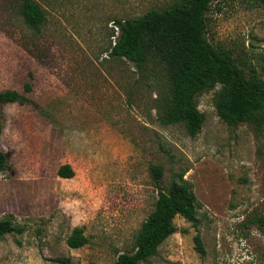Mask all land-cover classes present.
Instances as JSON below:
<instances>
[{
	"label": "rangeland",
	"instance_id": "374dc122",
	"mask_svg": "<svg viewBox=\"0 0 264 264\" xmlns=\"http://www.w3.org/2000/svg\"><path fill=\"white\" fill-rule=\"evenodd\" d=\"M180 0H40L41 32L20 16L21 0H0V93L33 105L2 108L0 220L23 234L0 239V264H116L133 252L159 189L181 174L197 197V225L177 217V232L142 264H264V122L225 123L216 92L196 97L204 117L191 137L183 123L165 126L168 79L159 64L138 71L110 56L114 19L138 18ZM207 40L247 77L264 81V8L253 0H213ZM32 90L25 92V85ZM69 165L72 178L58 172ZM82 228L88 243L67 240ZM200 235L205 255L196 250Z\"/></svg>",
	"mask_w": 264,
	"mask_h": 264
},
{
	"label": "trees",
	"instance_id": "16d2710c",
	"mask_svg": "<svg viewBox=\"0 0 264 264\" xmlns=\"http://www.w3.org/2000/svg\"><path fill=\"white\" fill-rule=\"evenodd\" d=\"M213 0H180L163 9H151L141 17L114 19L118 36L109 48L114 59H126L143 72L159 64L168 79V98L162 105L161 123L165 126L183 123L188 135L195 137L204 117L196 97L208 90L216 92L218 116L227 124L264 122V81L254 75L247 77L232 57L216 49L207 40L206 15ZM264 8V0H253ZM19 12L23 24L38 34L47 22V11L40 0H21ZM32 90L25 85V92ZM33 105V101L17 91L0 93V137L3 133L2 108L8 104ZM8 156L0 149V173L8 167ZM72 178L69 165L58 172ZM163 168L153 167L152 176L159 189L153 212L142 224L133 252L121 254L116 264H142L156 256L160 246L177 232V217L197 225L198 201L193 187L181 174L167 189H162ZM23 234L24 229L9 216L0 220V239L6 235ZM196 250L205 255L200 235L194 238ZM88 243L82 228H76L67 245L79 249ZM54 264H71L69 258H57Z\"/></svg>",
	"mask_w": 264,
	"mask_h": 264
},
{
	"label": "built area",
	"instance_id": "2783aa9c",
	"mask_svg": "<svg viewBox=\"0 0 264 264\" xmlns=\"http://www.w3.org/2000/svg\"><path fill=\"white\" fill-rule=\"evenodd\" d=\"M118 30V29H117Z\"/></svg>",
	"mask_w": 264,
	"mask_h": 264
}]
</instances>
